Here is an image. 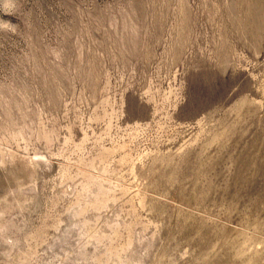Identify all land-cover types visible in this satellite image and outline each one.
<instances>
[{
    "label": "rangeland",
    "instance_id": "obj_1",
    "mask_svg": "<svg viewBox=\"0 0 264 264\" xmlns=\"http://www.w3.org/2000/svg\"><path fill=\"white\" fill-rule=\"evenodd\" d=\"M0 264H264V0H0Z\"/></svg>",
    "mask_w": 264,
    "mask_h": 264
}]
</instances>
